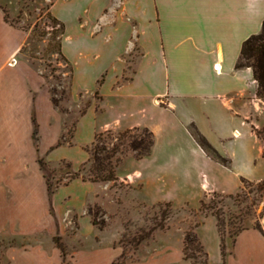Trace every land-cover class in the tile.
I'll return each mask as SVG.
<instances>
[{
    "label": "rangeland",
    "instance_id": "374dc122",
    "mask_svg": "<svg viewBox=\"0 0 264 264\" xmlns=\"http://www.w3.org/2000/svg\"><path fill=\"white\" fill-rule=\"evenodd\" d=\"M55 2L58 15L69 26L68 38L53 20ZM76 6L70 0H0L7 24L25 34L18 56L12 59V64L18 61L21 66L15 72L3 70L0 76L15 88L18 110L10 118L19 130L11 145H0V172L8 176L7 180L0 178V183L18 182L22 187L21 192H0L3 206L17 208L14 214L9 210L0 213V226L6 217L15 215L16 221L28 223L25 234L17 233L19 245L39 243L49 254L50 232L58 231L60 237L54 240L65 256L63 264H159L167 262L173 252L186 264H240L242 254L237 245L233 248L236 237L249 229L264 235V157L259 141L248 132L234 141L217 143V147L210 143L230 161L228 166L200 159L187 144L180 146L185 154L179 161L165 157L176 149L168 146L179 145L173 143L183 137L178 128H167L169 113L156 107L149 99L151 92L143 89L142 65L148 60L158 65V59L141 56L135 35L120 37L105 32L100 41V26L109 24L112 16L106 15L103 23L100 18L84 16L77 21ZM72 25L83 34L79 36ZM65 41L69 58L63 52ZM106 75L113 83L103 92ZM30 117L39 132L33 140ZM82 118L81 137L86 138L79 144L74 136ZM7 120L0 116V126ZM117 122L146 124L154 135L155 155L140 161L124 150L113 159L117 180L94 182L97 184L85 193L96 200L77 212L79 207L60 194L55 206L53 194L63 186L68 173L87 177L92 166L88 149L95 143L111 148L114 136L125 131L113 127ZM259 122L264 126V115ZM189 130L192 135L193 129ZM256 131L264 150V127ZM59 133L58 143L46 149ZM58 146L66 148L53 155ZM138 171L147 181L143 188L126 181V177L137 180ZM158 171L165 174V186L157 184ZM36 172L48 178L52 190L49 203ZM241 178L249 182L243 185ZM202 203L221 210L222 233L213 212L205 211ZM80 218L97 225L93 224V230L82 224L78 228ZM19 226H14L17 232L23 229ZM188 233L196 242L187 247ZM11 244L12 239L0 238V264H9L4 251Z\"/></svg>",
    "mask_w": 264,
    "mask_h": 264
},
{
    "label": "crops",
    "instance_id": "0c3cea01",
    "mask_svg": "<svg viewBox=\"0 0 264 264\" xmlns=\"http://www.w3.org/2000/svg\"><path fill=\"white\" fill-rule=\"evenodd\" d=\"M70 1L77 5L79 17L77 21L84 16L93 19L100 18L103 23L106 15L112 16L109 24L100 26L97 35L100 41L105 32L108 35L120 37L135 35L138 37L136 42L142 52L141 56L146 57L147 60L150 57H153V60L154 57L158 59V65L154 63L155 61L150 62V60L147 61V65H142L143 89L151 92L149 99L156 107L169 113L170 118L166 121L167 128H178L183 137V141L173 143L174 145L180 143L179 145L168 146L176 149L169 150L167 156L164 154L165 157L179 161L185 154L180 146L187 144L190 146L192 154L202 160L214 162L196 143L189 130L191 126H195L215 147H217V143L221 144L225 140L234 141L240 135L249 132L259 141L260 154L264 152L263 143L253 132L254 128L264 127L259 122L260 117L264 115V100L256 96L257 84L253 78L252 70L250 68H236L243 43L250 36L261 32L264 21V0ZM79 4L82 5V8ZM51 9L53 16L65 24L66 30L63 35L68 38L69 26L63 17L58 15L56 2ZM93 15L95 16L93 17ZM71 28L75 30L73 25ZM75 31L78 32L79 36L83 34V30ZM23 33V31L7 24L4 13L0 9V55L2 52L5 54H3L4 59L0 63V76L3 70L15 72L21 66L18 61L16 64H12V59H16L24 43L25 34ZM96 41L98 42L97 38ZM65 44L66 41L63 43V52L66 51L69 58ZM106 76L101 89L103 92L108 85L113 83L112 79L108 75ZM117 78V75L114 76L113 81ZM11 84L2 82L0 78V116H3L4 121L8 119L4 127L0 126V145H11L19 134L18 127L11 125L10 117L14 116L18 110V105L14 102L17 94ZM82 120L83 118L77 122L74 136L79 144L84 142L82 141L83 138H86L81 137ZM115 125L113 127L119 130L146 127V124L140 123L122 125L121 122H117ZM29 131L30 128L27 132L28 136ZM94 131L96 130L92 132ZM32 133L33 130L30 133L33 140ZM60 134L56 136V142L47 146L46 149L58 143ZM64 148L66 147L58 146L54 149L53 155ZM155 152L153 146L151 155L148 157L154 156ZM0 173L1 179L4 180L5 177H8L6 174L3 175V172ZM136 173L138 174L137 180H134L135 177L131 179L126 177V181L136 186L141 185L143 188L147 185V181L141 172ZM36 175L39 179L40 188L45 191L49 203V191L45 177L37 172ZM155 179L158 185L163 184L165 186L164 173L158 171ZM80 180L78 178L66 180L65 183L61 184L62 187L56 188L53 194L54 205L56 206L57 201L60 200V194L67 195L64 200H69L70 204L79 207L77 212L82 211L88 202L96 200L95 198H88L86 194L97 183ZM21 188L18 182L6 183L2 181L0 183V192L4 189L12 192L20 190L21 192ZM12 196H14L13 193ZM147 202L153 203L155 201ZM16 209L12 208L11 205L5 207L0 203V213L2 214L7 210L10 211V214H14ZM48 212L53 214L54 211L51 212V209H48ZM15 217V215L10 218L6 217L0 226V238L12 239V244L6 247L4 251L9 264L64 263L65 256L54 240V237L59 236L58 231L50 232L52 234L50 254L39 243L25 245L20 242L19 245L18 241L20 240L16 238L17 233L19 235L25 234L28 231L25 229L28 223L21 219L16 221ZM18 223L20 230L23 227L19 232L14 227L19 225ZM81 224L90 230L95 228L93 223L84 218H80L78 221V228ZM236 245L239 253L242 254L240 264H264V235L259 231L249 229L241 232L236 237L233 248ZM120 252L119 249L118 257ZM168 257L167 262L164 261L159 264H186L175 252L169 253Z\"/></svg>",
    "mask_w": 264,
    "mask_h": 264
},
{
    "label": "trees",
    "instance_id": "16d2710c",
    "mask_svg": "<svg viewBox=\"0 0 264 264\" xmlns=\"http://www.w3.org/2000/svg\"><path fill=\"white\" fill-rule=\"evenodd\" d=\"M53 20L57 22L59 26H61V34L63 35L64 24L59 22V20L55 18ZM60 52L61 51L59 50V53ZM236 68H250L252 70L253 78L257 84L256 96L257 98L264 100V21L262 23L261 32L256 35L250 36L243 43L239 58L236 63ZM33 125L34 130L32 136L33 139H36V135L38 132L34 120ZM191 128L193 129L192 136L195 139L196 143L211 159L224 166H228L230 164V161L221 156V154L211 146V144L195 128V126H191ZM253 132L258 138H260L259 133L255 128L253 129ZM113 140H115V142L112 144L111 148H106L103 145L101 146L100 143H95L90 149H88L91 156L92 166L87 172V177H81L79 173H68L66 175V180H72L81 177L83 181L115 182L117 178L114 171L115 163L113 162V159L117 155L123 154L124 150H129L134 153L136 160H141L151 154L154 145L153 132L148 128L134 127L131 129H127L114 136ZM262 155L264 157V152L262 153ZM118 161L119 159H116V162ZM39 165L41 169L44 168V163L41 160H39ZM45 179L47 180V188L50 192L52 190L46 176ZM246 182L248 183L249 181L245 178H241V183L243 185ZM167 205L170 207L169 203H167ZM202 207L205 211L211 209V211L213 212L212 215L216 219L218 231L219 233H222L223 222L221 217L223 213L221 212V210L216 209L214 206L207 207L204 205V203H202ZM93 224L97 225L95 221H93ZM185 242L188 247L189 245L196 242V237L192 233H188L186 235Z\"/></svg>",
    "mask_w": 264,
    "mask_h": 264
},
{
    "label": "built area",
    "instance_id": "2783aa9c",
    "mask_svg": "<svg viewBox=\"0 0 264 264\" xmlns=\"http://www.w3.org/2000/svg\"><path fill=\"white\" fill-rule=\"evenodd\" d=\"M215 69H216V67H215Z\"/></svg>",
    "mask_w": 264,
    "mask_h": 264
}]
</instances>
